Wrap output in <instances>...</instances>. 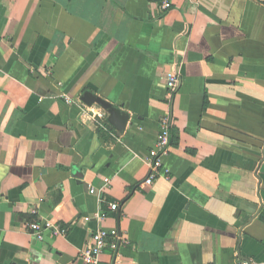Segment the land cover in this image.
<instances>
[{"label": "crops", "instance_id": "obj_1", "mask_svg": "<svg viewBox=\"0 0 264 264\" xmlns=\"http://www.w3.org/2000/svg\"><path fill=\"white\" fill-rule=\"evenodd\" d=\"M98 227L128 240L98 264L264 262V0H0V264H84Z\"/></svg>", "mask_w": 264, "mask_h": 264}, {"label": "built area", "instance_id": "obj_2", "mask_svg": "<svg viewBox=\"0 0 264 264\" xmlns=\"http://www.w3.org/2000/svg\"><path fill=\"white\" fill-rule=\"evenodd\" d=\"M169 3L164 2L163 7L166 8ZM178 75L173 71L169 72L165 76V86L167 89L168 99L172 98V95L176 89L178 83ZM64 100L69 102V98L64 96ZM92 116L98 115L100 113L90 112ZM170 125L171 119L169 112L164 113L159 118V133L157 135V140L154 148L150 152V165L149 171L145 178L140 183V186H149L154 180L161 176V159L167 154L169 150V135H170ZM164 171V170H163ZM166 175V174H165ZM108 178L104 179L106 187L109 184ZM102 187V188H104ZM90 192L95 193L94 189H90ZM108 208L110 210L116 211L118 204L115 202L108 203ZM97 219H102L103 214L97 212L94 214ZM84 220H88V217H84ZM26 230L31 234L36 236L38 239L42 238L43 231L50 230L54 236H65L66 228H63L57 224H53L50 220H46L43 223L30 222L25 225ZM128 243V240L119 233L116 228H104L98 227L90 235V240L85 244L80 251L79 257L84 264H98L99 256L105 251H116L120 246H124ZM233 264H264V262H258L252 259H238Z\"/></svg>", "mask_w": 264, "mask_h": 264}, {"label": "water", "instance_id": "obj_3", "mask_svg": "<svg viewBox=\"0 0 264 264\" xmlns=\"http://www.w3.org/2000/svg\"><path fill=\"white\" fill-rule=\"evenodd\" d=\"M97 102L100 103L103 107H104V106H105V107H109L108 104L105 105L104 102H102V101H100V100H97ZM116 111H117V110H116ZM116 111H115V112H116ZM109 112H110L111 115H112V114H116V113H114V110H113V111L109 110Z\"/></svg>", "mask_w": 264, "mask_h": 264}]
</instances>
